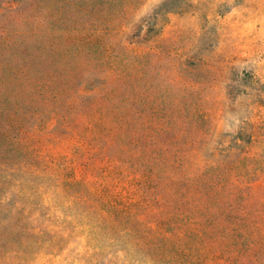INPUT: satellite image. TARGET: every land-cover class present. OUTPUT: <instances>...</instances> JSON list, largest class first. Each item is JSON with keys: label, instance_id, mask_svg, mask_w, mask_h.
Segmentation results:
<instances>
[{"label": "rangeland", "instance_id": "1", "mask_svg": "<svg viewBox=\"0 0 264 264\" xmlns=\"http://www.w3.org/2000/svg\"><path fill=\"white\" fill-rule=\"evenodd\" d=\"M74 4L92 8L88 16L114 25H106L109 32L100 35L99 48L73 58L68 81L75 102L79 94L86 96L88 109L93 107L111 122L118 118L119 125L123 118L124 126L148 135L157 148L172 147L174 167L169 173L183 182L182 192L202 190V195L214 197L219 211L213 237L201 245L204 255L212 247L220 255L216 264H258L255 256L264 252V0ZM75 8L62 9L81 16ZM23 33V16H0L4 151L20 139L10 128L13 111L23 127L21 103L14 110L15 95L18 100L23 95ZM72 113L80 121L79 114ZM46 128L51 131L53 124ZM55 150L65 153L60 147ZM79 209L71 211L76 221L67 225L56 220L52 225L34 215V220L0 226L5 235L0 239V264L146 260L132 244L126 246L120 232L113 237L110 225ZM244 246H250L248 256ZM260 262L264 264L263 256Z\"/></svg>", "mask_w": 264, "mask_h": 264}, {"label": "trees", "instance_id": "2", "mask_svg": "<svg viewBox=\"0 0 264 264\" xmlns=\"http://www.w3.org/2000/svg\"><path fill=\"white\" fill-rule=\"evenodd\" d=\"M63 6H75L73 12L81 16L64 14ZM84 6L74 0H0V16H23L24 22L23 95L14 97V110L21 103L24 120L20 127L13 111L10 128L20 139L8 151L0 148L7 157L0 159V226L34 220V215L67 225L76 221L71 211L80 208L110 225L113 237L120 232L126 246L132 244L146 258L139 264H216L220 255L212 247L207 255L202 249L218 224L214 197L200 189L182 192L183 182L169 173L172 147L157 148L148 135L124 126L123 118L119 125L118 118L111 122L88 109L86 96L78 95L75 108L68 81L74 59L99 48L100 35L114 26L88 16L92 8ZM46 211L52 214L44 217ZM242 250L250 254V246Z\"/></svg>", "mask_w": 264, "mask_h": 264}]
</instances>
